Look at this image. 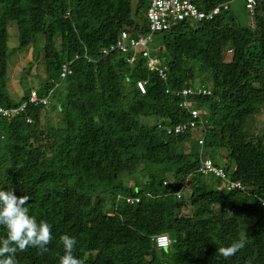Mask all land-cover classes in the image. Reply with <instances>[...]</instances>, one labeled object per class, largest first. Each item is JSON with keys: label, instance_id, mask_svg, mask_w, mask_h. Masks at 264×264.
Here are the masks:
<instances>
[{"label": "trees", "instance_id": "trees-1", "mask_svg": "<svg viewBox=\"0 0 264 264\" xmlns=\"http://www.w3.org/2000/svg\"><path fill=\"white\" fill-rule=\"evenodd\" d=\"M257 1L251 22L240 21L235 2L160 31L148 48L166 66L163 80L141 54L129 62L132 51L103 52L122 30L148 33V0H0V106L28 100L30 88L15 101L6 83L9 58L30 44L48 74L38 95L49 101L59 87L55 123L43 127L46 106L28 102L0 115V190L28 195L29 214L48 222L53 236L49 251L29 247L17 264H59L65 234L76 238L74 255L86 264H264V120L254 119L264 109V0ZM194 2L208 13L230 0ZM11 22L18 29L12 48ZM200 75L212 80L211 94L177 93ZM138 80L146 81L144 92ZM206 158L244 188L229 190L226 180L200 173ZM130 175L138 177L133 184L118 182ZM184 206L191 211L180 213ZM162 233L168 246L151 240ZM241 237L243 249L219 254Z\"/></svg>", "mask_w": 264, "mask_h": 264}, {"label": "built area", "instance_id": "built-area-1", "mask_svg": "<svg viewBox=\"0 0 264 264\" xmlns=\"http://www.w3.org/2000/svg\"><path fill=\"white\" fill-rule=\"evenodd\" d=\"M237 2H242L244 8L250 16L253 15L254 9L257 5V0H230V2L217 5L212 8L208 13L200 10L195 4L194 0H148V6L146 7L144 16L147 19L149 25V31L145 35H132L131 32L127 30H122L120 35L116 39L115 44H113L109 49H103L104 53H108L110 50L117 48L121 52L132 51V55L127 58L129 62H133L136 55L141 54L145 58L146 66L149 69H154L157 71L160 78L167 80V69L165 65H159V58L156 55L151 54L149 50V43L152 41V36L156 32L166 31L177 22L185 19L190 20H202L212 18L214 15L218 14L222 9H229L230 4ZM69 72V65L64 64L62 66L61 76L64 77L66 73ZM195 82V83H194ZM190 86H185L177 93L181 94L183 97L189 96H201L211 94V89L208 85L198 83L194 81ZM146 81L138 80L137 87L141 92L146 89ZM52 91V90H51ZM170 90L167 88L166 92ZM27 102L46 105L48 103L47 97H41L38 95L36 90H31L29 93L28 101L24 102L22 105L17 107H0V115L9 117L16 114L18 111H22L26 106ZM184 105H187L184 103ZM193 119H200L199 111L191 106H188ZM27 122H31V118L26 119ZM196 120H191L189 126L195 128ZM186 125H177L173 131L177 132L184 129ZM172 129H168V133H171ZM199 143H202V138L198 139ZM198 171L203 175H212L213 177H219L222 181L226 180L222 185L226 186L227 189H243L244 186L240 181L230 180L222 167L214 165L211 158H206L202 165L198 168ZM180 197V194H176ZM133 202V199H127ZM262 204V203H261ZM264 205V204H262ZM151 240L156 243L157 246H168L170 243V238L168 234L162 233L159 235L152 236Z\"/></svg>", "mask_w": 264, "mask_h": 264}, {"label": "clouds", "instance_id": "clouds-1", "mask_svg": "<svg viewBox=\"0 0 264 264\" xmlns=\"http://www.w3.org/2000/svg\"><path fill=\"white\" fill-rule=\"evenodd\" d=\"M208 86L211 89V86ZM32 89L37 88L33 87L30 91ZM29 200L28 195L17 196L12 189L0 190V226L6 229V237L0 239V264H17L16 254L26 251L29 247L38 249L40 254L49 251L48 245L53 240L51 225L43 220L37 222L36 218L29 214L30 210L26 206ZM258 200L264 204V199ZM60 241L64 251L59 257V264H86L84 259L74 255L77 245L75 237L65 234L60 237ZM246 243V238L241 237L230 246L220 247L217 251L227 259L243 249Z\"/></svg>", "mask_w": 264, "mask_h": 264}, {"label": "rangeland", "instance_id": "rangeland-1", "mask_svg": "<svg viewBox=\"0 0 264 264\" xmlns=\"http://www.w3.org/2000/svg\"><path fill=\"white\" fill-rule=\"evenodd\" d=\"M232 8H233L234 13H236V15L239 17L240 21L243 24H244V22L245 23H247L249 21L251 22V19H250L251 16L248 14L246 9L244 8L242 2H238V3L234 4L232 6ZM3 11H4V8L2 6H0V13H2ZM247 20H249V21H247ZM15 28L17 29V26ZM160 34H161L160 32L153 34L152 41L149 43L150 48L151 47L153 48V46H155L159 42ZM10 36L13 38L14 34H10ZM17 40H18V36H15V41L14 40H13V42L9 41L8 45L9 46L12 45L14 47V44H15V46H17V44H18ZM32 51H33V44H30V46H28V48L24 49L23 51H17L14 54H12L8 60L9 67L10 66L13 67L11 70L12 72L14 71L13 75L15 77L17 76L16 78H18V80H19L20 91L23 94H24V92H26L27 87L30 85H31L30 89L33 87L39 89L41 84H42V81H43V76L48 75L46 70H45V67L42 63L43 54L42 53L39 54L37 59H35L36 53L33 54ZM230 56H231V52L229 50L228 52L225 53V58L229 59ZM194 81H197L198 83L205 84V79L203 78L202 75H200ZM206 84L210 85V86H212V84H213L212 80L209 77L206 79ZM58 88L56 89V93L49 97L48 104L46 105V110H47L46 114L44 115V117H42L43 127H45V124L47 121H51L52 123H55L60 118L59 111L57 109H52V108H54L53 105L56 103V99L58 98V94H59ZM7 91L9 93V95L11 96V98L15 101L20 100L23 96V94L17 95V93L14 92L13 90H11L9 87L7 88ZM254 119L263 121L264 120V109L260 110L255 115ZM251 123L252 122H249V124H251ZM191 146L192 147H190V148H192L193 150H196V146L194 144H191ZM210 178H211V179H209L210 182L213 183V181H214L216 183V185H218V184L220 185L219 180H217L213 177H210ZM137 179H138V177L133 176V175L132 176L131 175L130 176H122L121 178H119L118 182L130 185V184H133ZM212 187H214V185H212ZM190 211H191L190 206H184L180 213L187 214Z\"/></svg>", "mask_w": 264, "mask_h": 264}, {"label": "crops", "instance_id": "crops-1", "mask_svg": "<svg viewBox=\"0 0 264 264\" xmlns=\"http://www.w3.org/2000/svg\"><path fill=\"white\" fill-rule=\"evenodd\" d=\"M16 27V24L14 23H9L8 24V32H9V38H8V43L9 41L13 42V40L15 41V36H18V30L15 28ZM10 34H14V37L12 38L10 36ZM9 46V45H8ZM15 46V44H14ZM9 47H13L12 45L9 46ZM12 66L9 67V64H8V68H7V88L9 87L11 90H13L14 92L17 93V95H22L23 93L20 91V86H19V80L18 78H16L14 75H13V72L11 71L12 70ZM10 72V73H9ZM19 74V73H18ZM30 86H28L27 88H30ZM27 92V91H26Z\"/></svg>", "mask_w": 264, "mask_h": 264}]
</instances>
